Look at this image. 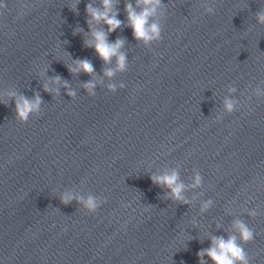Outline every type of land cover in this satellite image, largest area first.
<instances>
[{
	"label": "clouds",
	"instance_id": "1",
	"mask_svg": "<svg viewBox=\"0 0 264 264\" xmlns=\"http://www.w3.org/2000/svg\"><path fill=\"white\" fill-rule=\"evenodd\" d=\"M161 5L162 0H136L135 7L132 3H125L124 11L127 14V26L131 27L135 39L143 41L145 44L161 39V27L159 23L152 20ZM116 7V0H101L100 7H94L89 3L86 5L85 9L87 15L90 17L88 20L90 27L93 22L97 24L103 22L107 28V31L91 30V39L86 40L85 45L93 48L105 64L110 63L113 58L116 59V69L107 70L105 72V75L108 77H112L116 70L124 71L126 69V56L120 51L125 41L123 39H117L114 43H110L107 39L109 33L114 32L123 24V21L117 18L118 12L116 11ZM4 8L5 4L0 3V9ZM137 8L140 10L137 11ZM72 10H76L75 5ZM208 12H212V9L209 8ZM257 21L258 23L264 24V11L257 13ZM76 31H82V29L77 28ZM69 71H82L90 75L94 72V68L89 60L84 59L76 61L75 68H70ZM54 82L60 83V77H55ZM65 87H67L66 83ZM93 87L94 84L92 82L84 84V88L92 95H94V93H92ZM109 89L115 92V87L113 85H109ZM45 90H48L47 86H45ZM229 91H235V89H229ZM8 95L15 98L16 118L22 124L27 123L31 115L39 112L42 103L39 95L35 96L32 100L22 94L17 96L15 92H9ZM67 95L75 96V93L69 91ZM224 107L225 111L229 114L235 111L234 102L230 99L225 100ZM152 182L169 189L172 199L185 203L187 202L182 195L185 186L183 183L179 182V175L177 172L173 171L162 176H153ZM200 182L201 177L197 174L193 187L198 186ZM73 199L81 203L90 213L96 212L100 206L97 198L94 196H89L86 199L74 197L71 193H64L61 196V202L64 204L71 203ZM210 204L211 201L206 202L202 207V211L207 209ZM145 210L147 211V209ZM249 215L254 218L257 213L252 211ZM234 227L239 232L240 242L237 241L235 235L229 236L227 239L223 237H213L211 246L207 249H202L198 253V256L201 257V264H203L202 258L205 255H207L213 264H250L249 255L245 251L243 245L252 242L255 238V233L246 223L240 220L234 222Z\"/></svg>",
	"mask_w": 264,
	"mask_h": 264
}]
</instances>
